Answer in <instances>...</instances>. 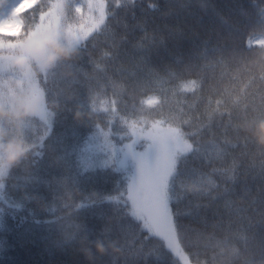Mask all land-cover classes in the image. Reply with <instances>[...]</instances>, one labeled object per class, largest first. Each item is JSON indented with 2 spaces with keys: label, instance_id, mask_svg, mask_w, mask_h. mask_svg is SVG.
<instances>
[{
  "label": "trees",
  "instance_id": "obj_1",
  "mask_svg": "<svg viewBox=\"0 0 264 264\" xmlns=\"http://www.w3.org/2000/svg\"><path fill=\"white\" fill-rule=\"evenodd\" d=\"M74 1L43 0L44 21L30 7L16 39L0 36V104L12 108V71L50 114L22 124L0 119L8 138L34 146L0 182V264H259L264 147L253 131L264 120V47L246 40L264 36V0H100L88 29L76 28ZM69 29L87 36L76 46ZM43 31L75 53L26 75L11 62L23 47L14 44ZM237 49L244 59L231 58ZM190 79L195 89L181 91ZM148 95L159 97L156 106L140 105ZM151 124L179 128L200 148L177 159L174 248L148 232L129 198L139 180L132 151L146 145L135 140ZM91 144L104 155L114 148L120 162L89 165ZM98 240L117 250L98 253Z\"/></svg>",
  "mask_w": 264,
  "mask_h": 264
},
{
  "label": "snow or ice",
  "instance_id": "obj_2",
  "mask_svg": "<svg viewBox=\"0 0 264 264\" xmlns=\"http://www.w3.org/2000/svg\"><path fill=\"white\" fill-rule=\"evenodd\" d=\"M30 7L33 9L31 15L34 18L38 16L40 21H44L46 13L43 11V0H40L39 3H32ZM53 7L57 6L53 5ZM75 11L80 12V8L77 7ZM51 28H59V24L57 23L56 27ZM86 36L87 33L84 36L74 34L71 29L67 32L68 39L76 46ZM260 43L264 45V40H261ZM205 51H207V42H205ZM231 58L244 59L243 50H234L231 53ZM192 83L195 84V82ZM261 100L264 105V97H261ZM261 113H264V110ZM49 115L46 106L42 105L39 117L45 119ZM50 127L51 121L48 124V130ZM150 138L156 149L155 160L152 163L141 161L139 180L134 181L130 186L129 198L132 202L133 214L143 221L148 232L163 238L169 248H174L178 245L177 226L173 222L169 202L172 199L175 174H177V159L187 153L199 154L200 148H194L193 143H189L184 138V133L179 128H170L165 134ZM2 187L3 184L0 183V188ZM259 264H264V254H262Z\"/></svg>",
  "mask_w": 264,
  "mask_h": 264
},
{
  "label": "clouds",
  "instance_id": "obj_3",
  "mask_svg": "<svg viewBox=\"0 0 264 264\" xmlns=\"http://www.w3.org/2000/svg\"><path fill=\"white\" fill-rule=\"evenodd\" d=\"M29 3L21 4L19 13L29 7ZM20 32L8 30V25L0 27V36L7 39H16ZM63 37L54 31H43L26 38L23 47L13 61L15 68L21 70L24 74H30L33 66L39 68L41 72L50 70L61 58H69L75 53V49L66 47L61 41ZM33 89L27 88L16 98L11 110L4 108L0 104V119H11L17 124H22L26 119L37 114V102L32 96ZM75 118L81 119V114L76 113ZM254 139L258 146L264 147V120L259 121L253 131ZM34 147L28 144L24 139L8 138L7 134L0 129V182L6 180L11 171L18 167L24 158L28 155L30 149ZM96 251L104 254L109 248L116 251L115 244L107 246L101 241H96Z\"/></svg>",
  "mask_w": 264,
  "mask_h": 264
},
{
  "label": "rangeland",
  "instance_id": "obj_4",
  "mask_svg": "<svg viewBox=\"0 0 264 264\" xmlns=\"http://www.w3.org/2000/svg\"><path fill=\"white\" fill-rule=\"evenodd\" d=\"M37 1L38 0H12L8 6H6V7L2 6V8L0 9V27H3L4 25H8L9 31L21 33L23 24H22L21 19H20V13L23 10L19 13V7L21 4H24V3H29L30 4L29 7H30L32 3H35ZM85 1L90 3L92 0H85ZM91 6L93 8L91 7L92 8L91 10H87V7L84 6V2L82 0H78L74 3V6H73L74 10L77 7L80 8V12L75 11L76 15L78 17V25L79 26L86 25L88 27L91 25L92 22L97 20L99 15L90 16V17L88 16V13L92 12V10H93L94 14H97V13L101 14L102 13V3L100 0H97V3L95 6L93 4H91ZM52 27H54V26H52ZM43 30H46V29L44 28ZM261 40H264V37L250 38L248 40L247 44H248V46L264 47V45H262L260 43ZM23 43L18 44V41H17L14 44V46L15 47L23 46ZM2 61H4V60H2ZM13 61L14 60H12L11 62H13ZM6 82H8V87H7L8 99H9V102H10L12 107L14 106V102H15L16 98L18 97V95H20L22 92L25 91V89H27L29 87L33 89L32 96H33V99L35 100L36 95H37V90L34 91L33 85L31 83L25 81V79H23L22 77L11 76ZM157 102H158L157 97L149 96V97L143 99L141 101V104L144 107L149 108V107H153L154 105H156ZM39 112H40V109L37 108V114L32 116V117H36V118L40 119ZM26 120L28 122H32V120L30 118H28ZM168 129H170V128L157 126L156 124H151V126H149L148 128H146L140 132V134L138 135V137L136 138L135 141L138 143V141L141 138H143L145 140L146 145L144 147H142V149H140V150H133L132 151L133 155L135 156V158L137 159V161L139 163L138 172H139L141 161H144V162L148 161L149 163H152L155 160L156 149L153 145V140L150 137L163 135V134H165V132ZM86 156H87L86 162L89 165H93V166L103 165V164H106L109 162L107 157H105L103 154V149L99 151L98 144L91 145L90 146V152H88L86 154ZM111 159L116 160L118 163L120 160L119 155L111 156Z\"/></svg>",
  "mask_w": 264,
  "mask_h": 264
}]
</instances>
